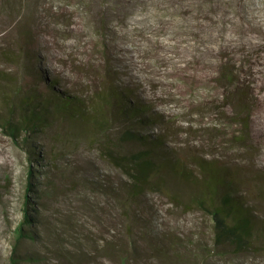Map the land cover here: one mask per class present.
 Masks as SVG:
<instances>
[{"label": "rangeland", "instance_id": "obj_1", "mask_svg": "<svg viewBox=\"0 0 264 264\" xmlns=\"http://www.w3.org/2000/svg\"><path fill=\"white\" fill-rule=\"evenodd\" d=\"M30 1L0 0V69L13 72L0 77V264H12L20 229L35 235L18 244L21 264H103L82 263L80 251H93L114 222L123 239L131 234L147 244L139 253L131 243L107 242L115 264H128L132 254L156 264H205L210 256L220 264H264V0H37L35 19ZM35 48L40 57L33 62ZM228 66L232 82L222 77ZM38 75H56L68 96L90 93L91 113L72 121L71 132L46 133L47 153L42 140L19 131L15 105L30 87L43 90ZM114 85L157 117L137 127L162 135L173 157L167 152L152 165L150 152L127 150L108 160L114 149H125L120 124L109 125ZM36 101L29 98L27 107L38 108ZM32 122L39 123L26 125ZM122 181L115 195L95 184ZM223 183L232 203L251 205L244 213L255 225L236 219ZM142 190L140 207L155 215L156 228L169 231L160 237L169 241L166 249L140 237L134 207ZM30 214L32 224L24 220ZM207 230L209 237L201 235ZM197 235L205 243L189 239ZM222 238L243 241L246 253L227 256ZM187 243L191 248L182 249ZM27 251L38 260L22 257Z\"/></svg>", "mask_w": 264, "mask_h": 264}, {"label": "trees", "instance_id": "obj_2", "mask_svg": "<svg viewBox=\"0 0 264 264\" xmlns=\"http://www.w3.org/2000/svg\"><path fill=\"white\" fill-rule=\"evenodd\" d=\"M79 2H84L85 0H78ZM106 0H100V2H98L99 4H104ZM28 4H33L32 7V16L31 18H34V13L37 9V0H31L30 2H27ZM97 3V2H96ZM57 8L56 5H52L49 7L50 11L54 14L55 12H57L58 9H54ZM54 9V10H53ZM91 15V13H90ZM92 16V15H91ZM94 17V16H93ZM35 19V18H34ZM35 21V20H34ZM31 31L33 32V41L35 42L36 37H35V30L36 27L35 25L33 26H29ZM99 53L101 55L104 54V51H99ZM32 55H33V59L32 61L34 62V60L39 59V54L37 49L35 48L32 51ZM94 67H97L94 66ZM32 67L31 70H33V72H36V69ZM232 67L228 66L225 67L224 70L222 71V77L228 81V82H232L234 79L232 78ZM39 74V71H37ZM13 72H5L2 69H0V77L3 79H8L7 75H12ZM35 78H37V75L35 76ZM38 83L40 84V82L42 83V88L41 86L37 87H30V89H32V92L28 93L29 95L25 94L24 96L21 97V99H18V102L15 105H20V107L17 109V113L20 114L19 116L22 119V125L21 127H19V131L20 129L22 130V132H26L27 136H29V140L32 142L33 140H39L41 144V140L42 142H44L43 146L45 147L44 152L47 153L48 152V139H47V132L52 131L54 128H58V130L63 133V134H68L69 132H71L72 129H74V125L72 124L74 122H78L80 117L81 120H83V114L84 115H88L86 112L91 113L89 110V105L86 104L85 102L90 98V93L86 94L85 96H81L77 93H75V96H68L59 86L60 83V79L56 76V75H52L49 79H45L44 76H39L38 75ZM94 86V85H93ZM92 86V87H93ZM111 85L110 83H108L107 88H110ZM114 85V90L112 89L111 91V97H113L111 99V101L109 102L108 105V114H110L109 116L111 117L110 123L109 125H113L115 122L117 124L120 125H116V128L118 129L116 132H119L120 135H122L121 137V143L124 146L125 149H121V151L114 149V152L111 154L112 156L108 157V160L113 164L116 160L124 155H126V153L124 151H127L130 154H141V153H148L150 152V155L148 157L150 164H157L159 161L164 162V156L165 153L169 152L170 154H172L173 157V151L166 147L163 142L164 137L162 135H157V134H144L140 131V129L137 127V124H139L138 126L140 127H144L146 125H148L149 123H154V121L158 120L157 117L155 115H145V109H147V105L142 102V101H138L135 99V97L131 98L130 93H128L127 91H125V89H121L120 87H116ZM63 88V87H62ZM111 89V88H110ZM27 89L25 88L24 91H26ZM94 90V89H93ZM131 92V91H130ZM133 94V92H131ZM27 95V96H26ZM117 96V98H116ZM135 96V95H134ZM29 98H31V100L36 101V100H41L40 101H36L39 107L37 108V106L34 107V109H32L31 107H27V100H29ZM75 107L77 108L76 110H78L77 112H72L71 108ZM88 107V109H87ZM37 108V109H36ZM75 108H72L73 110ZM230 109H232L231 106H229ZM36 109V110H35ZM12 112H15L14 107L10 109ZM38 110V111H37ZM36 111V113L38 115H33V113ZM79 114H76L78 113ZM82 112V113H81ZM84 112V113H83ZM86 113V114H85ZM82 114V115H81ZM29 115V118L27 117ZM93 115V114H92ZM96 116V115H94ZM36 118V119H34ZM251 118V112L249 115V119ZM37 121L39 122L38 124H34L32 122V124L30 123V125H26L29 124V121ZM21 121V120H20ZM42 125L41 129L40 127H38L39 125ZM93 124V123H92ZM38 125V126H37ZM0 126L2 127V123L0 122ZM100 126V125H99ZM111 129V132H113L112 127H109ZM109 129V130H110ZM45 135V137H43V134ZM9 135H11L15 140L17 139L16 136L14 135V132L10 131ZM15 136V137H14ZM36 136V137H35ZM26 140V139H25ZM46 140V141H45ZM126 143V144H125ZM47 144V145H46ZM68 146H70L69 144H67ZM65 145V146H67ZM30 151L31 150H35V147L33 145H29L28 146ZM158 152H155L157 151ZM39 151V150H38ZM37 149L34 151L35 153L38 152ZM175 156V155H174ZM215 157H209V160H213ZM208 160V159H207ZM214 161V160H213ZM50 162V160H49ZM172 162V161H170ZM117 168V167H116ZM121 171V170H120ZM122 172V171H121ZM123 173V172H122ZM29 175H31V172H29ZM31 187L34 189L36 187H33L32 182H29ZM97 185V187L101 188L102 190H105V192H107L109 195H115L118 193V191L120 190V187H123V185H125V181H122L118 187V184H116L117 186H112V185H103L100 183H95ZM223 193L226 196V200L229 199L230 204L232 205V211L236 217V219H241L244 218V220L248 223H251L252 225H255L254 222V218L248 217V212L244 213L245 211H250V204H247L246 206H237L235 202L232 203V200L234 199L232 196V194H230L229 189L227 188L225 185H227L226 183H223ZM26 189V187H25ZM35 190V189H34ZM37 192V191H36ZM147 191H141L140 192V196L138 199L137 204H135L134 210L136 213V216H138L139 219V223H138V230L140 232V237L142 234L146 235L148 238L152 239L154 242H160V246L163 249H166L169 246V241L168 240H161V235H164L165 232H169L167 230L162 229V227L160 228H156L154 225V218L155 215L148 211V210H143L140 206H143V201L145 199V195H146ZM36 218H34L33 215H28V217L24 218V220L29 223L32 224L35 221ZM119 225H117V222H114L113 224V228L111 227L110 231H109V235L108 236H102L100 241L96 242V246L94 247L93 251H83L81 250L80 253L82 254L81 256L84 257V261H82V263H84L85 261L89 260V259H93L94 261H98L100 260L101 262H103V264H115L116 260H117V256L115 255H111L107 252H105L104 250V245L107 242H113L116 244L117 247L121 248L123 247L125 244H133L134 245V252H139L142 253L145 251V247H146V243H143L142 241L137 240V237L133 236L130 234V239H123V236L121 234V230L118 227ZM249 228V227H248ZM21 236L18 238V240H16L17 242V248H11V253H12V257H11V261L12 264H21L20 260H19V252H18V247L21 243L22 239H26L25 237H34V231L33 230H21ZM175 233V232H174ZM136 234H139L136 232ZM208 235L209 237V231L207 230L206 232L202 233L201 235ZM19 236V234H17ZM201 235L198 236L197 239H192V237H189V239L194 242L197 243L198 241L201 243L205 241L201 238ZM207 237V238H208ZM143 238V237H142ZM179 238V237H178ZM206 238V239H207ZM223 242H221L219 245V248L222 249H226L225 254H227V256L231 257V258H235V256H237V254H242L244 253L247 249V245L239 240L238 242H234V240H229L227 239H223ZM207 245V243H206ZM185 248H191V245L184 244L182 246V249ZM67 251V249H65ZM70 249H68L69 251ZM243 251V252H242ZM246 253V252H245ZM244 253V254H245ZM101 255H105V257H102ZM22 257H25L26 259L29 260H38V255L37 253L34 252H30L27 251L26 253H24L23 255H21ZM132 260H130V262H128V264H156L154 261L148 260L146 259V257L144 256V258L142 259H136V255L132 254ZM219 258L218 257H214V256H210L209 258H207V260L205 261V264H220L219 263ZM68 263L69 264H73L71 263V261H69L68 259Z\"/></svg>", "mask_w": 264, "mask_h": 264}]
</instances>
